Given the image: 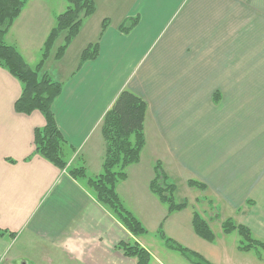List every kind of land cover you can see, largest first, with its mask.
<instances>
[{
    "label": "crops",
    "instance_id": "obj_1",
    "mask_svg": "<svg viewBox=\"0 0 264 264\" xmlns=\"http://www.w3.org/2000/svg\"><path fill=\"white\" fill-rule=\"evenodd\" d=\"M56 1L26 0L4 36L31 69L68 7ZM92 1L95 13L55 60L60 34L41 72L63 85L52 112L67 170L35 153L34 131L45 120L38 111L16 112L22 85L0 65V264H136L124 256L123 241L161 264L151 251L164 246L159 231L207 261L209 246L194 233L192 216L212 207L210 197L222 219L264 242V0ZM135 17L137 25L122 34L121 23ZM95 43L97 57L79 67ZM257 83L259 90L245 86ZM122 91L146 103L139 161L116 185L122 206L146 231L140 237L97 202L86 179L67 173L100 175L102 120ZM157 162L175 186V203L185 204L180 211L170 213L150 190Z\"/></svg>",
    "mask_w": 264,
    "mask_h": 264
},
{
    "label": "trees",
    "instance_id": "obj_2",
    "mask_svg": "<svg viewBox=\"0 0 264 264\" xmlns=\"http://www.w3.org/2000/svg\"><path fill=\"white\" fill-rule=\"evenodd\" d=\"M25 1L0 0V65L5 67L22 85V92L15 103L16 112L30 114L38 111L45 120L44 127L34 131L35 153L56 168L67 170V163L62 159L64 139L56 126L52 112L53 102L60 95L63 85L53 81L47 73L41 74L42 66L61 33H65V37L55 54V60L63 57L67 47L79 34L83 20L94 14L95 4L92 0H65L68 7L56 17V25L44 43L42 60L35 69H31L16 49L5 45L3 41L13 21L20 14ZM137 23V17L126 18L118 29L122 34H128ZM107 26L108 21L104 20L101 30L104 31ZM98 51V43L88 45L80 55L79 67L94 60ZM145 111L146 103L141 98L128 91L120 92L102 120L101 133L105 144V154L100 175L87 177L82 168H71L67 172L75 180L86 179V184L97 202L105 206L133 237L143 236L146 231L122 206L116 194V185L125 179V169L139 161V155L144 146ZM189 185L199 189L204 188L196 182H190ZM150 190L167 205L170 213L185 208V204L175 203L173 197L175 186L169 181L158 162L154 166V179L150 183ZM192 227L201 240L208 243L214 242L215 237L208 223L198 213L192 216ZM221 229L223 235L237 233L241 239L237 247L238 251L247 253L261 249L264 252V242L253 239L246 227L236 225L232 219L221 222ZM5 234V231L0 230V238ZM158 236L167 249L179 253L190 264H210L197 253L167 238L162 231L158 232ZM119 247L124 256L135 258L136 264H149V253L136 242L123 241Z\"/></svg>",
    "mask_w": 264,
    "mask_h": 264
},
{
    "label": "rangeland",
    "instance_id": "obj_3",
    "mask_svg": "<svg viewBox=\"0 0 264 264\" xmlns=\"http://www.w3.org/2000/svg\"><path fill=\"white\" fill-rule=\"evenodd\" d=\"M56 1V0H54ZM56 2H67L65 0H58ZM95 13V12H94ZM108 21V20H107ZM56 52V51H55ZM69 69V66L66 67ZM261 84H245V86H248V89L252 90H259ZM263 85V84H262ZM210 121H215L212 114L210 115ZM185 197H189L188 194H185ZM209 200H211L212 207L207 203V209H204V214L201 215L202 218L207 219V223L209 225V228L211 229L212 233L214 234L215 240L213 243L207 244V251L203 253V255L207 258V261H209L211 264H227L225 263V255H224V249L227 251L228 256L230 260L234 262V264H264V252L261 249L253 250L249 253H243L238 251L237 247L240 242V237L237 235V233H232L230 235H223L222 229H221V221L224 219L221 218V212L220 208L215 210L214 202L215 199L213 197H210ZM209 202V201H208ZM210 203V202H209ZM216 211V212H215ZM253 237L256 238L255 235ZM159 240V239H158ZM204 241V240H203ZM157 246V245H155ZM214 246L213 248H211ZM162 248L161 251L153 249L151 250L153 253V256L155 258H159L161 260V264H171V262H175V264H190L188 261L182 258V256L174 251H171L164 247L163 245L160 246ZM211 248V250H210ZM160 252V254H158ZM167 254V255H166ZM231 256V257H230ZM253 257L255 259H253ZM261 260V261H260ZM151 264H156V260L151 261Z\"/></svg>",
    "mask_w": 264,
    "mask_h": 264
}]
</instances>
